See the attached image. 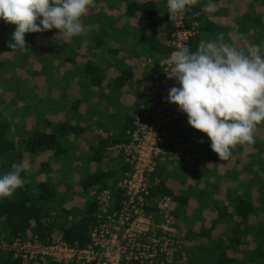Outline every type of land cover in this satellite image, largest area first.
Segmentation results:
<instances>
[{"label": "trees", "instance_id": "16d2710c", "mask_svg": "<svg viewBox=\"0 0 264 264\" xmlns=\"http://www.w3.org/2000/svg\"><path fill=\"white\" fill-rule=\"evenodd\" d=\"M163 2L166 8L162 24L165 33L163 42L157 38L160 26L156 19L159 12L156 2L130 1L126 8L128 14L139 11L148 26L145 50L149 54L146 56L151 58L148 67L154 71L149 86L153 80L161 78L162 66L158 62L167 56L172 48L171 44L166 42L172 22L165 0ZM263 2L264 0H248L246 9L238 15L237 34L242 37L246 28H249L248 34L251 33L250 36L256 44H262L264 40V8L260 5ZM93 18L95 16L90 13L84 17L87 23L85 25H89L90 19ZM194 20L197 22V30L187 43V47L192 51L199 45V34H196L198 27L201 30L205 22L199 5L194 6L192 12L184 16L187 25ZM0 26L2 28V25ZM210 26L211 24L206 25L208 28L205 29L210 30ZM5 29L2 28L0 49H7L12 57L16 58L18 55L22 58L19 49L13 50L9 47V43L14 41L10 35L3 33ZM102 31V28L95 31L93 45L102 42ZM29 35L31 33H28L25 39ZM84 36L90 39V32ZM31 37L28 40H31ZM64 45L62 43L61 47L64 48ZM61 59L70 62L73 60L70 48L64 50ZM82 64V68L71 66L65 72L72 69L75 76L71 78H77L79 88L81 85L96 88L98 100L90 102L91 105H95L94 112H97L96 106L101 97L107 107L111 108L104 114L105 122L93 118L90 123L93 127L94 124L103 126L104 133L101 134L96 128L89 135H85V125H81V122L83 118L86 119L85 112L89 110L87 106L89 102H86L87 94L80 89L78 91L81 96H75L70 102L67 118L51 121L39 115V111H35V120L27 125L29 129L25 131L26 134L18 139L12 137L11 122L0 108V175L10 171L13 163L25 162L27 155L36 158L37 161L33 162H38L37 171L46 173L57 171L55 177L50 175L41 180L32 179L31 172H22L21 176L26 180L24 187L17 189L11 198L0 199V241H4L5 244H10L16 236L22 239L35 236L44 240L51 232L59 234L70 243L73 241L83 243L88 238L97 211L94 194L89 193L92 186L108 187L113 204H119L121 191L117 187V181L123 171L129 168V163L123 159L120 151L116 152L111 146L129 139V131L134 127L132 121L134 115H139L142 119L149 116L147 102L152 93L150 87L138 89L131 103L121 105L118 103L120 89L132 78L131 67L122 63L119 58H114L113 66L117 73L103 84L102 66L98 62L84 61ZM80 77H83L82 82ZM63 78L66 79L65 74ZM16 96L21 97L19 93ZM82 101L87 103L84 104L86 108L84 107L83 111L80 110ZM182 114L180 111L173 124L186 144L182 151L187 152V156L174 163L168 161L157 163L154 174L159 180L149 190L152 198L163 194L171 196L173 215L177 221H183L178 223L188 238L184 247L185 258L179 260L180 255L177 251L170 261L163 264H264V139H262L264 137L254 135L255 142L251 145V152L247 155L248 160L244 162L242 169L238 168L242 157L241 145L233 150L239 154L236 159L238 163L221 166L218 155L211 150V141L207 135L193 129L188 123H180ZM184 117L187 119L186 113ZM18 121L20 119L15 121V125L21 124ZM258 127L256 130L263 131L264 123ZM192 153L196 156L190 157ZM257 156L261 160L254 165L251 164ZM198 158L210 163L212 169L202 165ZM52 163L56 168H52ZM98 163H102L103 166L97 168ZM73 171L82 174L79 179L70 176ZM67 175L70 179H62ZM171 177L174 182L169 181ZM187 177L193 179L187 181ZM71 180H75L79 185L74 189L76 194L85 197L81 205L72 204L66 207L64 203L71 195L69 191L72 186ZM61 185L63 189L60 188ZM221 185L223 189L220 191ZM219 191L221 194H218ZM190 200L193 201L191 207L188 206ZM148 210L154 220L159 219L153 206L149 205ZM211 212L212 216L206 218ZM0 264L42 263L15 257L11 250L0 247Z\"/></svg>", "mask_w": 264, "mask_h": 264}, {"label": "clouds", "instance_id": "9594fccd", "mask_svg": "<svg viewBox=\"0 0 264 264\" xmlns=\"http://www.w3.org/2000/svg\"><path fill=\"white\" fill-rule=\"evenodd\" d=\"M199 2L167 0L170 20L183 18ZM95 6V0H0V19L16 25L9 47L26 51V33L55 28L66 40L86 35L93 26L83 18ZM205 10L216 9L209 2ZM229 39L220 33L216 40L201 41L195 51L180 48L161 64L166 78L179 84L169 88L168 102L187 114L193 129L207 135L221 161L237 146L253 144L257 126L264 123V44L239 45V36ZM28 171L27 163L20 162L0 175V199L23 188L21 173Z\"/></svg>", "mask_w": 264, "mask_h": 264}, {"label": "built area", "instance_id": "2783aa9c", "mask_svg": "<svg viewBox=\"0 0 264 264\" xmlns=\"http://www.w3.org/2000/svg\"><path fill=\"white\" fill-rule=\"evenodd\" d=\"M167 5V0H165ZM172 27L166 39L172 48L162 57L161 65L171 53L187 47L189 38L196 32V22L187 25L184 17L171 21ZM150 63L151 58L144 56ZM162 66V65H161ZM162 76L152 81L151 98L147 102L149 116L142 119L134 115V127L129 139L111 146L120 151L129 168L117 181L121 191L118 205L111 200L108 187L92 186L97 211L95 222L83 243L68 242L51 232L46 239L16 236L10 244L0 241V247L9 249L12 255L34 260L42 264H163L178 251L185 258V233L173 215L170 195L150 197L149 190L159 180L154 174L156 164L174 163L187 156L186 147L173 120L180 114L178 105L168 102V90L179 86L174 79ZM152 198L150 200V198ZM153 206L158 220H154L148 206Z\"/></svg>", "mask_w": 264, "mask_h": 264}, {"label": "crops", "instance_id": "0c3cea01", "mask_svg": "<svg viewBox=\"0 0 264 264\" xmlns=\"http://www.w3.org/2000/svg\"><path fill=\"white\" fill-rule=\"evenodd\" d=\"M130 1L135 2H141L143 0H95L96 6L94 8L90 9V14L94 15L96 19L98 18L100 21L99 23H95L94 21L90 23L92 25L91 33L100 30L102 28L103 30V38L102 42H99L95 45H92L90 48V51L85 48L87 44H90V40H85L82 37H73L71 40H66L65 38L59 36V34L52 30L53 33H47L45 34L42 32L43 39L38 41L34 33H31V36L33 38L32 42L33 45H37L39 47L46 46L52 39H55V42L58 44L59 49L57 50L54 45L49 44L48 50L46 55H49V62L47 65H45L42 61L40 64L35 65V60L39 58V55L33 53L30 55V69L28 71L27 75H35L37 70L41 71V78L43 79H54L55 84L53 81L50 82H42L40 79L35 80V84H33L30 88H28L26 81L22 83L21 87L24 88L23 92L24 95L26 92H31L32 95L38 93L40 94L38 99L41 101L39 104L44 105L46 107L49 105L52 107L51 104L55 106L52 107L56 109L57 111L64 110V106L61 105L64 103V96L68 93H72L76 91L75 85L77 83H74L73 85H70L69 82H64V86L56 84L57 78L60 77V75L64 74L65 70H67L69 67H75L78 65L79 62L84 61H93L102 63V71L105 78V82L107 79L112 77L115 73H117L116 68L113 66V59L114 58H120L122 60V63L128 64L132 71L133 76L132 78L126 82L120 89L121 94L118 97V103L121 105H126L127 103H131L134 100V94L139 89H143L144 87L148 88L150 87L148 82L152 78V72H154L151 68H146V73H142L141 71H137L136 61L137 58L140 55L146 56L147 54L145 50L146 45V34L148 32V26L146 25L145 19L142 17V15L139 13V11H133L131 14H128L126 12V8L128 3ZM156 2V5L159 9V12L156 14V19L159 23L160 30L157 33V38L159 41L163 42L165 39V33L162 27L163 20H164V12L165 4L163 0H153ZM211 2L216 9L213 12L203 11V18H204V24L202 29L198 27V32L196 34H199L198 43L201 41H207V40H216L220 33L224 34L225 41L231 42L230 37L232 36H239L240 39L236 42L239 45L249 44L251 41V33H249V28H246V30L243 32L242 37L237 34L238 32V15L242 13L246 9V4L248 3V0H243L240 2V0H200L199 5L202 9H206L207 5ZM241 4V5H240ZM244 9H240V8ZM92 19V20H93ZM196 22V20H194ZM197 23V22H196ZM211 24L210 30H206V25ZM213 26V28H212ZM53 37V38H52ZM245 41V43H244ZM68 42H71V47L73 50V53L71 54V57L73 60L67 61L62 60L61 57L64 54V50H67L65 46H68ZM62 43L64 45V48L61 47ZM244 43V44H240ZM94 44V43H93ZM99 44V45H98ZM70 48V47H69ZM83 52L86 53L87 56L83 55ZM104 61L105 65H104ZM44 68V70L42 69ZM53 69L52 73L48 72L46 70ZM43 70V71H42ZM26 75V76H27ZM26 80V79H25ZM57 86V88H55ZM135 86V87H134ZM131 87V89L129 88ZM92 90V95L89 97V90L86 89L84 92L87 94L86 102H96L98 100V94L95 93L96 89L94 87L90 88V91ZM46 92H50V95H46ZM83 92V94H84ZM77 96H81L80 92L77 90ZM34 96H31L27 101H25V96L17 100V104H14V108H21L26 114V116L29 118V121H27V125L33 120L34 113L36 109H33L35 102V99H33ZM73 93L70 95V98L74 99ZM71 99V100H72ZM89 99V100H88ZM71 100L66 102L67 106V114L69 113V105ZM15 101V100H14ZM29 101H32L29 102ZM51 104H48V103ZM85 101L81 102L80 110L83 111L86 107L84 104H87ZM103 97H101L99 104H103V107H100V109L104 110V114L111 110L110 107H107L108 105L104 103ZM88 106V105H87ZM85 107V108H84ZM97 107V106H96ZM124 107V106H122ZM40 111V110H39ZM42 112L44 114L43 117H46V119L51 121H59L58 119H53L50 115H48L46 112L47 110L42 109ZM33 114V115H32ZM25 116V115H24ZM105 115L100 117L99 122H105L104 118ZM65 117V116H64ZM64 119V118H62ZM60 119V120H62ZM10 120V119H9ZM25 120V118H24ZM27 120V119H26ZM25 120V121H26ZM11 121V120H10ZM90 118H83L81 125H85L84 132L85 135H89V133H92L93 130L96 128L99 130L100 128L103 129V126H95L94 127L90 124ZM105 125V124H104ZM33 126V125H31ZM104 133V132H103ZM26 134V133H25ZM24 134V135H25ZM195 157L196 154L192 153L190 157ZM183 159V157L181 158ZM53 168V167H52ZM52 172V171H51ZM54 175V174H52ZM51 175V176H52ZM47 177V176H46ZM63 185L60 187L62 188ZM186 233V232H185ZM186 236V235H185Z\"/></svg>", "mask_w": 264, "mask_h": 264}, {"label": "rangeland", "instance_id": "374dc122", "mask_svg": "<svg viewBox=\"0 0 264 264\" xmlns=\"http://www.w3.org/2000/svg\"><path fill=\"white\" fill-rule=\"evenodd\" d=\"M241 1H243V0H240V2ZM260 5H261V7L264 8V2L262 4H260ZM240 9H244V8L242 7ZM89 13H90V10H89ZM84 20L85 19L83 18V23L84 24H87V23H85ZM93 21L95 23H99L100 20L98 18L93 19V20L90 19V23H92ZM0 25H2V28H4V29L6 28L5 29V32H3V33L6 34V35H10V36L12 35V33L14 32V30L16 28V25L6 23L2 19H0ZM2 28L0 26V39L2 37ZM52 30H55L59 34V30L58 29H55V28H53L51 30H46V31H44V33L45 34H47V33H53ZM98 33L100 35V31H98ZM27 34L28 33H26V35ZM34 34H35L36 38L38 39V41H40V40L43 39L42 32H36ZM102 34H101V38H103V35ZM94 35H96L95 32H93V33L90 32V39L87 36H84V35L81 36L85 40H90L89 41L90 44H87V46H85V48L87 50H89V51H90L91 46L94 43ZM29 37H31V35H29ZM29 37L27 39H25L26 40V44H27V46H28L29 49H27L26 51H21L20 50V53L22 55V58L20 56H18L17 54H16L17 55L16 58L15 57H12L10 51H8L7 49H5V50L0 49V108H1L2 112L11 120L10 121L11 122L10 132H11V135H12V137L14 139H18V138L24 136L25 131H27L29 129V127L26 126V124H25L27 121H29V118L26 116V114H24L25 112L21 108L20 109L19 108H17V109L14 108V104H17L16 101L19 100L20 98H22V97L25 96V101H27L31 96H34L33 99H35V102H37V103H32V101H29V102H31L32 104H34L33 109H36V111H39L40 110L39 113H38L39 115L42 116L44 114V112H42V109H44V110H47L46 113L48 115H50L53 119L60 120L62 118H67V116L69 114V113L67 114V111L68 110L66 108V106H67L66 102L69 101V99L70 100L72 99V98H70V95L72 93H73L74 96H76L78 89H80V90H86V89H88L89 90V97H90V95H92V93L90 92V86L89 87H84V86L81 85L80 88H79L78 87V80H77V78H73V79L71 78V77L75 76V75H73L72 69H71V71L64 72L66 79L63 78L64 77V74H62V75H60L59 78H57V83H56V84L59 83V85H62L64 87H65V85H64V82L63 81L69 82L70 85H73L74 83H77V85H75L76 91L75 92H72V93H68L67 95L64 96V103L61 104V105L64 106V110L62 109L61 111H57L56 109H54L55 106L53 104H51L50 102L48 104H51L52 107H54V108L50 107L49 105H47L46 107H44V105L39 104V102L41 100L37 98V97L40 96V94H38V93L32 95V93L29 91V92H26L25 95H24V92H23V89L24 88L21 87V85H22L23 82L26 81L28 88H30L33 84H35L34 83L35 80L40 79L42 82H46V83L54 80V79L50 80V79H43V78H41L40 77V76H42L41 75V71L39 72L38 70H37V72H36L35 75H32V74L31 75H27L28 74V71L30 69V65H31L30 55L33 54V53L39 55V58L37 60H35V65L40 64L41 61L45 65H47L48 62H49L50 56L49 55H46L43 52H46L47 53L48 45L49 44H52V45H54V47L57 50L59 49V46L55 42V39H52L46 46L39 47L38 44L37 45H33V42H32L33 38L31 37L32 39L31 40H28ZM75 38H77V36ZM250 41H251L250 42L251 44H256V42H254L253 39H251ZM244 43H245V41H244ZM244 43H240V44H244ZM262 44H264V40H263V43ZM67 45L70 47V54H72L73 53V50H72V47L70 46L71 45V42H68ZM66 49L68 50L69 48H66ZM83 55L87 56L85 52H83ZM6 59H8V60H6ZM20 60H22V62H19ZM119 60H121V59L119 58ZM105 62L106 61H104V65H105ZM82 63L79 62L78 65H77V67L82 68L83 67V64ZM98 64L100 66L102 65L101 62L98 63ZM136 66H137V71L138 72L141 71L142 73H144L146 71V68H148L149 63L145 60V58H144L143 55H140L137 58ZM52 70L53 69H48L46 71L52 73ZM67 72H69V73H67ZM80 78H81V82H82L83 77H80ZM53 83L55 84V81H53ZM102 83L105 84V78L103 79ZM149 83H150V81L148 82V84ZM55 88H57V86ZM129 88L131 89V87H129ZM17 93H19L21 95V97L18 98V96H16ZM46 95L49 96L50 95V92H46ZM14 100H16V101H14ZM90 105L91 104L89 102V104H88L89 110H87L85 112L86 118H92V119H90L91 122L93 121V118H98V120H100V117L104 115V110L103 109H100V107H103L104 105L103 104H97V107H98L97 108V112H94V106L95 105H91V106ZM24 118H25V120L26 119L27 120L25 121ZM18 119H20V121H18V122L21 123V124L15 125L16 124L15 121L18 120ZM181 119L182 120H181L180 123H183V124L188 123L187 122V119L188 118L186 119V117H184V113L182 114ZM23 121L25 123H22ZM258 128H260V127H258ZM99 131L101 132V134L104 132L102 128H100ZM254 135L255 136H259L260 138H262V137H264V130L262 131L261 129H257V130H255ZM197 139H199V138H197ZM262 139H264V138H262ZM251 145L252 144H244V145H241L242 148L240 150L242 152V157H241V161L239 162V165H238V168L239 169H242L244 162L246 160H248L247 159V155L249 154V152H251V147H252ZM249 148H250V150H249ZM233 150H232L231 157L227 161H221L219 159V161H218L219 162V165H221V166H230L233 163H238V160H236V159H237V157H239V154L237 152H234ZM263 150H264V148H263ZM33 160H36V158H32L31 155L25 156V160H24L25 163H27L28 167H30V166L33 167L32 169L30 168L31 169L30 171H28V172H31L30 175H31V178L32 179L41 180V179L46 178V176L47 177L48 176L50 177V175H52V174H57L56 173L57 171L56 172H51L50 171V172H47V173H46V171H41V170L40 171L39 170L37 171L36 170V165H37L38 162H36L37 161L36 160L35 163H34ZM198 160L200 161V163L202 165H206V167H208V169H212V167H211L212 165L210 163H208L206 160H204L202 158H200V159L198 158ZM260 160H261V158L257 156V157H255L254 160L251 161V164L254 165V164H256ZM205 161L207 162V164H206ZM101 165L103 166L102 163L101 164L98 163L97 164V168H101ZM52 167L53 168H56V165H54V163H52ZM81 175H80V172L79 171H73L70 174V176L72 178H74V179L75 178L79 179ZM55 176L56 175H54V177ZM70 176L67 175V176H65L66 178H62V179L68 180V179H70ZM192 179H193V177H187V181H190ZM169 181L170 182H174L175 180L173 179V177H171V178H169ZM71 182H72V186L69 189V191L71 192V195L68 196L70 198L67 197V200L64 203V205L66 207L67 206H70L72 204H74V205H81L83 203L84 197H85L84 195L76 194V191L74 189L77 188V187H79V185L75 182V180H71ZM61 189H63V187ZM221 189H223V186L222 185H221L220 191H221ZM220 191L218 192V194H221ZM192 205H193V201L190 200L188 206L191 207ZM206 216H207L206 218H210V216H212V212L210 214L206 215ZM178 221H179V223H183L182 220H178ZM184 237H185L184 238L185 240L188 239L186 236H184ZM185 243H186V241H185Z\"/></svg>", "mask_w": 264, "mask_h": 264}]
</instances>
